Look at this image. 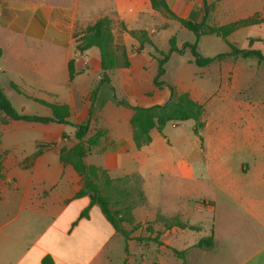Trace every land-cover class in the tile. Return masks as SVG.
Listing matches in <instances>:
<instances>
[{
    "label": "crops",
    "instance_id": "1",
    "mask_svg": "<svg viewBox=\"0 0 264 264\" xmlns=\"http://www.w3.org/2000/svg\"><path fill=\"white\" fill-rule=\"evenodd\" d=\"M163 1L180 17L200 21L203 16V0ZM205 1L211 5L209 24L264 18V0ZM103 15L111 19L114 45L123 46L129 60L110 71L116 96L141 106L164 103L169 92L152 80L157 51H167L172 35L178 47L193 40L179 37L184 27L153 8L151 0H0L2 91L27 114L36 104L37 115H51L33 98L66 104L72 123L0 121V264H45V257L49 264H264V62L228 55L197 66L188 50L172 52L162 77L203 105L204 125L196 134L191 119L167 122L136 148L130 108L107 100L95 115L88 113L101 63L96 47L77 50L74 34ZM137 29L145 30L153 44L138 48L128 32ZM239 32L245 34L237 39ZM207 35L214 34L201 35L198 48ZM227 40L264 53V21L237 28ZM174 56L183 59L171 64L168 76L166 65ZM149 65L154 70L148 71ZM87 121V137L97 130L104 134L85 162L111 177L140 176L145 199L132 209L140 226L130 236H149V242L125 240L97 204L81 216L89 197L76 195L81 177L60 161L59 150L76 141L73 124ZM39 145L41 152L34 155ZM158 214L178 216L199 229L165 228ZM209 235L211 246L196 244ZM171 248L184 251V260Z\"/></svg>",
    "mask_w": 264,
    "mask_h": 264
},
{
    "label": "trees",
    "instance_id": "2",
    "mask_svg": "<svg viewBox=\"0 0 264 264\" xmlns=\"http://www.w3.org/2000/svg\"><path fill=\"white\" fill-rule=\"evenodd\" d=\"M151 3L153 8H162L168 16L177 20L184 28L190 30L194 35L193 41H184L180 47L176 45L175 36L172 35L169 38V48L167 51H157L160 56L155 57L157 69L152 80L156 88H166L168 90L169 97L164 103L141 106L132 103L126 98L117 97L114 93V87L110 81V71L117 66H128L129 60L125 48L123 46H115L113 43L111 19L108 16L103 15L97 18L82 31L75 32L74 34L77 50L84 51L90 47H96L99 52L101 70L99 72V79L92 88L89 96V116H93L99 112L107 100H113L117 105L130 108L133 111L130 122L132 126V138L136 148H140L149 143L151 140L150 131L153 128L161 130L167 122L179 123L191 119L193 120V131L196 134H199L204 125L202 118L203 105L192 99L188 92H177L172 83L162 78L165 72L164 64L172 52L188 50L191 55V61L197 66L208 65L214 60H219L228 55L241 56L244 58L250 57L255 58L259 62H264V53L260 49L240 48L227 40V36L237 28L264 21V18L254 15L226 24L214 25L207 22V14L211 5L207 4L205 0H203L204 11L200 21H193L176 15L166 6L163 0H151ZM128 32L132 37L138 40V48L144 43L153 44L147 32L143 29L128 30ZM204 34H214L221 37L227 43L229 47L228 51L219 52L213 56L201 54L198 50L197 43L199 37ZM253 40L254 38H249V43H252ZM68 73L70 78H72L75 73L73 59L68 62ZM13 87L16 89L15 85H13ZM33 99L49 107L51 115L27 114L16 110L0 87V114H3L0 121L5 123L11 119H22L27 121H56L59 123L72 124L68 120L69 109L66 104L50 103L39 98ZM73 125L75 127L74 138L76 141L70 146H62L60 148L59 159L63 163L70 164L81 177L82 186L76 195H87L89 197V205L81 211V216H87L89 206L97 204L114 230L119 232L125 240L130 238L140 241L149 240V236H130L131 232L140 226V223L134 222L132 209L145 199L141 188L140 176L136 173H131L118 177H111L105 169L94 164H87L84 157L89 150L99 142L104 132L97 130L87 137L86 134L89 130V121ZM62 136H65L64 132ZM40 152L41 148L39 145L34 155ZM156 220L163 221L165 228L177 226L179 228H189L192 230L199 229L197 225L189 224L178 216L165 217L158 214ZM127 225L129 227H127ZM145 230L150 231L151 228L147 225ZM157 233H159V231ZM153 240L159 242L157 237H154ZM196 244L198 246L209 247L212 245V237L210 235L201 237ZM171 251L175 256L184 260V251L175 248H171ZM43 262L49 264L51 260L45 257L43 258ZM150 264L161 263L154 261ZM184 264L188 263L184 261Z\"/></svg>",
    "mask_w": 264,
    "mask_h": 264
},
{
    "label": "rangeland",
    "instance_id": "3",
    "mask_svg": "<svg viewBox=\"0 0 264 264\" xmlns=\"http://www.w3.org/2000/svg\"><path fill=\"white\" fill-rule=\"evenodd\" d=\"M243 34H245V32H239V33L235 34L234 37H236L237 39H240ZM178 36L182 37V38H186L188 40H193L194 39L193 33L190 30L186 29V28H183V30H181V31L179 30L178 31ZM226 45H227L226 42L221 37L216 36V35H207V36H202L201 37V39H200V48H198V49L202 53H216V52L219 53L220 51H222V50H224L226 48L229 49L228 45L227 46ZM189 56H191V55L189 54ZM181 59H183V57L174 56V58H172L170 60V62H168V64L166 65V67L168 69V76H170L171 72H172L171 71L172 70L171 64L174 63L177 60L180 62ZM147 70L151 71V70H154V68H153V66L149 65L147 67ZM162 78H164V77H162ZM133 102H138L137 97H135V99H133ZM31 105L29 106V111L31 113H33V114H37L39 110H38L36 104H31ZM145 224H146V226L147 225L149 226L148 222H146ZM127 227H129V226L127 225ZM142 237H145V236H142ZM137 241H139L140 243L144 242L142 240L141 241L137 240ZM147 242H149V241L147 240ZM133 252L135 253L136 250L134 249ZM143 252H145V251H143ZM142 255L147 257V253L146 252L142 253ZM134 263L135 262H131V264H134Z\"/></svg>",
    "mask_w": 264,
    "mask_h": 264
}]
</instances>
